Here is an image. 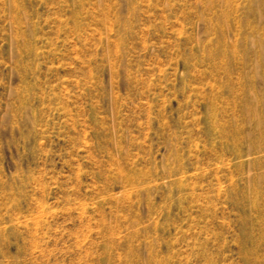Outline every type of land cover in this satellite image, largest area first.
I'll use <instances>...</instances> for the list:
<instances>
[{
	"label": "rangeland",
	"instance_id": "rangeland-1",
	"mask_svg": "<svg viewBox=\"0 0 264 264\" xmlns=\"http://www.w3.org/2000/svg\"><path fill=\"white\" fill-rule=\"evenodd\" d=\"M0 264H264V0H0Z\"/></svg>",
	"mask_w": 264,
	"mask_h": 264
}]
</instances>
